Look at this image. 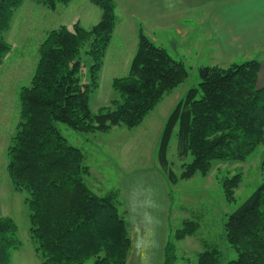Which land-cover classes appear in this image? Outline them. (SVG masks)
I'll use <instances>...</instances> for the list:
<instances>
[{"label": "trees", "instance_id": "obj_1", "mask_svg": "<svg viewBox=\"0 0 264 264\" xmlns=\"http://www.w3.org/2000/svg\"><path fill=\"white\" fill-rule=\"evenodd\" d=\"M25 0H0V65L12 51L6 35ZM55 11L74 0H31ZM101 12L91 29L80 23L51 30L39 47L30 86L20 91V122L7 151L13 188L27 192L30 235L41 264H126L132 246L120 192L95 193L86 179L90 167L83 151L71 145L58 124L82 133L108 132L114 127L138 128L166 95L189 77L183 60L174 58L140 29L138 49L127 76L112 82L118 99L97 114L90 107L99 87L104 58L116 27L114 0H89ZM88 48L87 51H85ZM90 59L87 78L83 79ZM261 63L251 60L227 68L204 66L200 84L191 88L168 115L158 145V161L168 180L177 184L206 177L215 163H241L264 144V88L258 86ZM177 137L179 156L191 160L180 175L168 157ZM242 181L240 174L222 180L226 197ZM231 201V200H230ZM200 229L197 219H183L168 237L163 264H177V243ZM225 238L237 253L227 264H264V182L232 212ZM21 247L18 225L0 216V264H11ZM214 245L198 254L196 264H220Z\"/></svg>", "mask_w": 264, "mask_h": 264}, {"label": "rangeland", "instance_id": "obj_2", "mask_svg": "<svg viewBox=\"0 0 264 264\" xmlns=\"http://www.w3.org/2000/svg\"><path fill=\"white\" fill-rule=\"evenodd\" d=\"M28 1L31 3L29 5L42 7L39 3L25 0L16 12L11 30L6 35L7 41L12 45V51L0 65V216L12 217L15 220L21 241V247L12 253L11 264H41L42 262L29 232L30 211L25 203L28 193L18 192L13 188L7 171V151L20 122V91L23 87L30 86L39 60V47L51 30L63 25L72 27L75 23L91 29L96 24V21L92 20L94 14H90L87 9L88 6H92L89 0H74V5L69 6L70 3L62 6L54 14V20L46 26L42 22L46 15H43L39 8H34L32 12L27 6ZM27 13L29 16L24 17ZM123 17L126 23L127 17L117 16L114 36L100 73L99 87L91 95L90 107L96 114L102 109L113 108L111 103L118 99V95L113 89L112 82L115 78L128 75L138 49L139 32L142 28H139L138 36L136 32L126 31L122 26ZM145 34L156 45L165 47L174 58L185 62L189 72L186 82L166 95L138 128L128 129L120 126L108 132L82 133L64 124L59 123L58 127L68 142L79 147L85 154L86 164L90 167V175L86 181L100 196L125 188L127 200L128 197L131 200L150 199L152 194L150 187L156 183L154 178L164 177L165 181L167 179L170 207L177 216L175 214L170 221H167L166 238L168 239L171 232L174 233L182 228L183 219H197L200 223V229L196 235L188 236L177 243V264H196L198 254L212 245L221 252L220 264H227L237 258V253L227 243L224 225L228 216L264 182V144L245 162L215 163L206 177L197 175L192 180L171 183L157 156L162 129L177 103L191 88L198 87L200 84L199 69L212 66L208 62L209 51L202 57L201 50H192L189 46L181 48L182 51L175 50L167 44L162 45L163 43L153 35ZM87 50L88 48L85 51ZM85 51L82 54L83 61L86 63L83 79L87 81L90 59ZM168 157L171 169L177 176L180 175L182 163L191 160L188 156H179L177 137H174L171 142ZM236 174L242 176V181L234 190L233 200L226 199L222 180L232 178ZM140 187L144 189V192H139ZM147 188L150 189L146 191ZM120 209L124 211L123 205ZM153 226L157 224L148 225V228ZM145 244L148 245L146 242ZM146 258L147 251H143L141 259L144 264ZM148 259L150 263L154 260L150 253ZM84 264H93V260Z\"/></svg>", "mask_w": 264, "mask_h": 264}, {"label": "crops", "instance_id": "obj_3", "mask_svg": "<svg viewBox=\"0 0 264 264\" xmlns=\"http://www.w3.org/2000/svg\"><path fill=\"white\" fill-rule=\"evenodd\" d=\"M114 1L116 15L127 17L126 23L124 17L121 18L122 26L126 31L136 32L137 36L141 27L145 33L161 41L162 45L167 44L175 50L182 51L181 48L189 46L192 50H201L202 57L209 51L208 62L211 66L227 68L232 64L258 60L261 63L258 86L264 88V0ZM74 2L69 6L74 5ZM29 4L31 3L28 1L27 6L32 12L34 8H39L40 12L46 15L42 21L45 26L54 20V14L62 8L59 6L55 11H49L43 6ZM92 6H88L87 9L90 14H94L92 20L97 24L102 12L95 5ZM26 16L29 14L24 15ZM161 178H154L156 183L150 187L152 189L150 199L131 200L127 196V200L125 196L127 190L125 188L119 190L121 197L124 196L125 199L123 212L132 241L126 264H144L141 259L143 251H147L145 264L164 263V250L168 240L166 223L176 213L174 214L170 207L167 179L165 181L164 177ZM138 190L144 192L142 187ZM153 224L157 226L148 228V225ZM149 253L154 259L151 263L148 259Z\"/></svg>", "mask_w": 264, "mask_h": 264}]
</instances>
